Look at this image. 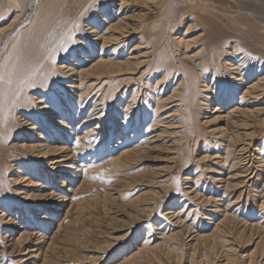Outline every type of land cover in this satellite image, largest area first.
Returning a JSON list of instances; mask_svg holds the SVG:
<instances>
[{"label":"rangeland","instance_id":"obj_1","mask_svg":"<svg viewBox=\"0 0 264 264\" xmlns=\"http://www.w3.org/2000/svg\"><path fill=\"white\" fill-rule=\"evenodd\" d=\"M0 76V264H264V0H0Z\"/></svg>","mask_w":264,"mask_h":264},{"label":"bare ground","instance_id":"obj_2","mask_svg":"<svg viewBox=\"0 0 264 264\" xmlns=\"http://www.w3.org/2000/svg\"><path fill=\"white\" fill-rule=\"evenodd\" d=\"M104 62H101V63H96L95 66H102ZM95 84V83H94ZM256 84V83H255ZM253 86V85H252ZM254 86H257L258 85H254ZM260 87V86H259ZM133 150H130V151H127L125 154H128L130 155V153L132 152ZM45 155V154H44ZM46 157V156H45ZM60 161V160H59ZM26 198H29V193L27 192L26 195H25ZM50 199V200H53L54 199V195L52 194H46V195H43V199ZM54 201V200H53ZM255 230V229H254ZM32 235V234H31ZM22 237V235H21ZM31 237V236H30ZM31 251V250H30ZM146 256V255H145Z\"/></svg>","mask_w":264,"mask_h":264},{"label":"snow or ice","instance_id":"obj_3","mask_svg":"<svg viewBox=\"0 0 264 264\" xmlns=\"http://www.w3.org/2000/svg\"><path fill=\"white\" fill-rule=\"evenodd\" d=\"M0 80H3V77L2 76H0Z\"/></svg>","mask_w":264,"mask_h":264}]
</instances>
